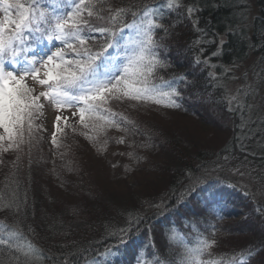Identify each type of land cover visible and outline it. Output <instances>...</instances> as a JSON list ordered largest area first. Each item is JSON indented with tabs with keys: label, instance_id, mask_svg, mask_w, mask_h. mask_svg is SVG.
<instances>
[{
	"label": "trees",
	"instance_id": "16d2710c",
	"mask_svg": "<svg viewBox=\"0 0 264 264\" xmlns=\"http://www.w3.org/2000/svg\"><path fill=\"white\" fill-rule=\"evenodd\" d=\"M248 1L174 0L178 7L170 14V0H83L80 15L91 25H82L90 33L84 37L89 55L103 52L118 58L122 72L127 67L119 92L91 102L109 100L114 114L76 101L85 109L86 121H110L103 127L81 121L88 129H99V134L90 136L93 142L82 138V130L74 126L70 132L59 128L53 137L42 135L34 143L35 136L27 130L19 135L27 138L26 150L32 154L28 151L25 165L13 166L15 172L9 178L3 180L5 171L0 177L4 176L0 180V264L264 262V112L246 120V112L239 107L242 100L245 106L250 99H236L230 84L237 74L228 72L252 54L264 58V0H257L253 7ZM21 2L28 6L32 0ZM78 3L81 0H39V10L54 22L57 17L62 21L69 19V12L75 17ZM192 6L203 11L189 18L186 13ZM161 8L165 19L159 18ZM149 22L163 24L168 32L147 33ZM101 31L106 35L97 34ZM148 35L165 37L167 48L161 58L169 66L154 69L158 78L149 77L144 84L140 73L150 57H138ZM0 39L13 41L19 54L25 55L14 32L0 27ZM125 46L135 49V54ZM201 48L203 52L198 51ZM64 52L66 60L79 59L67 48ZM213 52L217 55L212 56ZM194 59L201 63L193 65ZM107 63V56L97 61L100 78L106 75L102 70ZM67 67L75 70L74 65ZM189 71L192 75L185 76ZM186 82L196 86L188 87ZM181 89L177 99L176 91ZM125 90L130 94L123 95ZM138 91L141 99L134 98ZM75 114L81 117L80 112ZM147 114L160 116L163 125ZM62 115L67 120L72 116ZM115 132L117 138L134 145L136 157L141 154L146 161L149 157L151 168L154 157L171 160L159 179L140 183V194L96 188L98 194L93 196L91 181L81 180L88 174L78 168L62 170L63 165H56L49 174L47 167L43 169V178L56 180L54 187L60 189L52 191L34 176L36 166L53 161L50 152L64 158L71 155L69 146L86 141L102 150L108 147L105 138L110 142ZM189 188L194 190L188 195ZM73 197L79 198L77 204L69 202ZM230 218L236 220L228 222Z\"/></svg>",
	"mask_w": 264,
	"mask_h": 264
},
{
	"label": "rangeland",
	"instance_id": "374dc122",
	"mask_svg": "<svg viewBox=\"0 0 264 264\" xmlns=\"http://www.w3.org/2000/svg\"><path fill=\"white\" fill-rule=\"evenodd\" d=\"M248 2L249 4H251V7H253L256 5L257 0H249ZM33 7H35V5H33ZM253 11L257 12L256 9H254ZM1 14L2 13L0 11V15ZM2 21L3 20H0V22ZM59 44V42L49 44L48 46L44 44L43 46L45 48H38L35 51L37 54L41 53L42 51L48 52L51 50L53 52L55 48L59 47ZM62 46L63 45H61V47ZM3 63L5 67L0 70V75L7 71H13L14 75L18 79H24L23 81H25V84H21L22 87L29 90L26 96L29 107L27 109V112L25 113V119L22 126H19V132L24 133V131L27 130V134L35 136V138L32 139L31 143L38 141V138L43 136H45L46 138H49V136L53 137L55 132L59 130V128L62 129L63 132H70V127L72 126L79 127L82 130V138H90V141L93 142L90 136L91 134L92 136L93 134H99V129H88L84 122L87 123L89 127H103L105 125H108V123L110 122L108 119H106L105 123L99 122L97 120H90L89 122V120L86 121L85 119H81L80 116L75 114L76 112H80L81 104H78L75 101L68 102L62 96L54 98V82L52 83L51 81H49V84H52L53 88L40 83V80L47 79L45 73L48 71L45 66L41 65L42 62L28 64V60L20 58H10L8 61ZM27 67L33 69V71L37 72L38 75L34 77L32 72H29L26 75L22 74L21 70ZM226 70L227 68H224V71ZM228 72L237 74V80H234L230 84V91L234 93L236 99L246 98V101L247 99H250V102L247 101L245 106L242 100V104H240L239 107V111L242 110V112H246V120L248 116L254 118L263 114L264 58H258V55L252 54L248 59L239 64L236 69L228 70ZM243 86L245 87V89L243 88ZM43 93H48V95H42ZM115 98L116 97H114V100ZM110 104L111 103L109 100L98 102L96 105L94 104L91 109H96V111L102 110L103 112L105 111V113H111ZM65 113L68 115H72L70 119H61L57 121L56 117H64V115L62 114ZM113 114L111 113V116H113ZM146 116H148V119H152L155 123L158 122V125H163V121L160 116L155 115L150 117L151 115L148 114ZM82 120L84 122H81ZM110 132L114 131L111 130ZM111 134L115 139L118 140L115 141V139L112 137V140L109 142L107 141L109 138H105V142L108 147H104L102 148V150H96L91 146L90 141H86L85 143L76 142L75 145L69 146L67 152L68 150H70L71 155H67V157L63 156L64 158H62V155L58 156L57 154L56 156L52 152H50L54 162L42 161L44 163L36 166V173L34 176L37 178H42L47 184L48 188L52 191L54 189H60L59 187H54V183L57 182L56 180L52 179L51 177V179L43 178L46 177L43 169L47 167L45 171L49 174L51 169L56 167V165H63L62 170H70L73 168L74 170H76L78 168L80 171L88 174V176L85 174L86 176H83L81 180L83 182H85L86 180L89 182L91 181L90 185L95 191L92 193L93 196H97L98 194L96 188L103 190V192H106L108 189L109 192H117L118 190H122L129 194H140L142 192L140 183L142 184L143 182L144 184L147 181H154L156 179H159L160 176H162L161 173H163V171L165 172V168L170 167V159L162 157L161 161L159 160V158L154 157L153 159H155L156 161L154 162L155 166L151 168L149 157L147 158V161L144 159V157H141V154L136 157L133 150V144L131 145V143L123 138H117L118 132ZM0 135L5 136L4 140H0V177L4 171L7 172V174L5 175L6 177L3 179L5 180L14 174L15 171L12 170L13 166H19L20 164L25 165L26 161L28 162L29 159L27 158H29V150H26L27 147L25 141L27 140V138H20L19 135L21 134L17 133L13 136L15 138L8 139L7 134L4 132L3 128H0ZM164 143L165 142L163 140V144ZM9 145H11V147H9ZM19 145H22L23 147L17 149ZM25 150L27 153L24 152ZM52 151H54L53 148ZM56 151L60 150L57 148ZM132 152L134 153V155L132 154ZM29 153L32 154L31 151H29ZM159 163L163 166L162 168H160V166H157ZM157 169L161 171H158L159 173L155 172L157 171ZM137 170H142V173L136 174ZM76 182L80 183L81 181ZM68 188L70 190H74L72 186H69ZM62 194L63 197H67L64 196V193ZM78 199V197H73V199L69 198V202H75ZM75 203L77 204L78 202ZM234 220H236V218H230L228 219V222H233ZM222 236L223 239H226L225 235Z\"/></svg>",
	"mask_w": 264,
	"mask_h": 264
},
{
	"label": "snow or ice",
	"instance_id": "6c2138e0",
	"mask_svg": "<svg viewBox=\"0 0 264 264\" xmlns=\"http://www.w3.org/2000/svg\"><path fill=\"white\" fill-rule=\"evenodd\" d=\"M35 5V7H33ZM83 6V0L81 3L76 4L75 12L76 15L73 17V13L69 12L67 15L69 19L60 20L58 17L54 22L51 17H46L43 11H40L39 0H32V4L26 6L21 0H0V11L3 12V21L0 22V27L7 28L9 31L15 33V41L21 46L20 51L24 52L25 55L31 54V59L28 60V64L42 62L48 71L45 73L47 79L40 80L41 84L48 85L53 88L49 81L54 82L55 87L53 88L54 98L63 97L68 102L82 101L88 108H92L91 102L97 100H103L105 96L109 94H115L120 91V86L124 82V75L127 72V67L124 68L123 72L120 69L118 58L111 55H105L103 52H97L94 56H90V49L87 47L86 39L84 37H90V33L86 32L82 25L91 27L89 21L80 15V9ZM178 5L175 4L174 0H170L168 4V13H173ZM203 9L199 7H189L187 9V15L189 18L195 16L197 13L202 12ZM37 12L39 15L37 16ZM160 19H165L163 8L160 9ZM71 21V22H70ZM198 26L197 22L193 23V28L196 29ZM154 30L160 32H168V29L163 24H151L146 29L147 33H151ZM45 33H47L45 37ZM83 33V37L81 35ZM98 35H106L103 31L97 33ZM45 39L49 44L59 42L63 47H57L55 52L51 50L48 52L36 53V49L45 48L43 45ZM164 36L152 35L147 36V42L144 48L140 50L138 59L144 60L145 54L150 59L147 61L144 72L140 73L143 77L141 83L146 84L148 78H158L154 69L162 70L169 66V61L161 58V54L164 53L167 45L163 43ZM69 40L75 41V43H69ZM109 47H116V45H109ZM64 48L70 50V52L79 59L66 60ZM125 50L135 54V49H128L125 46ZM9 51L12 52L13 56L19 55L16 50L14 42L9 40L5 41L0 39V56L7 55ZM203 52L204 49H198ZM168 57L170 53L166 54ZM217 53L213 52L212 56H216ZM102 56H107L108 63L102 70L106 75L104 78L99 77L101 69L97 67V61ZM57 60L61 62H57ZM130 60V57H129ZM193 65L201 63L198 59L192 61ZM67 65H74L75 70L70 69ZM5 67L3 60H0V70ZM22 74L32 72L35 77L38 75L37 72L33 71L30 67L23 68ZM185 76H190L192 73L186 72ZM187 83V82H186ZM188 87H195V84L187 83ZM59 90V91H57ZM28 89H24L20 83V80L14 75L13 71L4 72L0 75V128H3L7 134L8 139H12L19 132V126H22L25 119V113L29 107L26 100ZM183 90L176 91V98L181 97ZM80 93L75 95L74 93ZM123 95H129L128 91H124ZM42 95H48L43 93ZM135 99H141L140 91L134 97ZM175 106H179L175 104ZM85 109H80L81 119H83V113ZM75 115V114H73ZM57 121L66 119L64 117L57 116ZM5 136L0 135V140H4ZM11 147V145H9ZM195 188V187H194ZM194 188H189L188 195ZM139 264V261L137 262ZM159 264V261H157ZM264 264V262H262Z\"/></svg>",
	"mask_w": 264,
	"mask_h": 264
},
{
	"label": "bare ground",
	"instance_id": "6f19581e",
	"mask_svg": "<svg viewBox=\"0 0 264 264\" xmlns=\"http://www.w3.org/2000/svg\"><path fill=\"white\" fill-rule=\"evenodd\" d=\"M46 35V34H45ZM46 37V36H45ZM45 45H47L48 46V42L46 41V39H45V43H44Z\"/></svg>",
	"mask_w": 264,
	"mask_h": 264
}]
</instances>
